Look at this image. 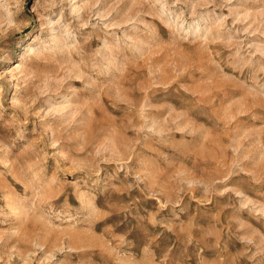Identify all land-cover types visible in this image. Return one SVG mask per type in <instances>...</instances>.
Instances as JSON below:
<instances>
[{
	"label": "rangeland",
	"instance_id": "374dc122",
	"mask_svg": "<svg viewBox=\"0 0 264 264\" xmlns=\"http://www.w3.org/2000/svg\"><path fill=\"white\" fill-rule=\"evenodd\" d=\"M0 264H264V0H0Z\"/></svg>",
	"mask_w": 264,
	"mask_h": 264
}]
</instances>
